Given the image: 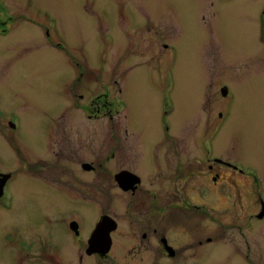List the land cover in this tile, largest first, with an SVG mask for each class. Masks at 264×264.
Returning <instances> with one entry per match:
<instances>
[{
    "label": "flooded vegetation",
    "instance_id": "flooded-vegetation-1",
    "mask_svg": "<svg viewBox=\"0 0 264 264\" xmlns=\"http://www.w3.org/2000/svg\"><path fill=\"white\" fill-rule=\"evenodd\" d=\"M75 1L100 24L104 14L116 17L126 49L137 56L176 55L179 19L160 20L143 2L132 7L131 0ZM241 1L199 0V24L217 26L221 6L240 7ZM251 1L253 6L256 0ZM59 2L50 10L37 0H0V63L14 61L8 74H16L13 63L21 56L14 52L21 47L53 48L55 59L70 63L64 70L68 101L59 118L42 126L43 141L24 142L15 123L19 114L0 111V264H219L218 248L221 256L232 251L239 262L245 256L250 264H264L259 177L213 151L211 130L226 121L223 101L198 144L194 135L186 140L183 132L171 134L179 132L170 118L173 95L170 105V94L156 92L157 131L161 125L166 132L144 138L130 117L123 83L117 91L112 84L100 87L101 76L94 72L83 81L80 62L69 53V46L80 49L82 43L69 40L66 0ZM89 77L97 86L89 85ZM68 105L86 111L88 123L67 118ZM124 109L123 126L113 112ZM206 111L211 117V108ZM233 237L236 245L229 247Z\"/></svg>",
    "mask_w": 264,
    "mask_h": 264
},
{
    "label": "rangeland",
    "instance_id": "rangeland-1",
    "mask_svg": "<svg viewBox=\"0 0 264 264\" xmlns=\"http://www.w3.org/2000/svg\"><path fill=\"white\" fill-rule=\"evenodd\" d=\"M37 1L47 4L50 10H55L60 4L59 0ZM105 2L97 0L96 4ZM141 2L159 12L157 17L160 20L179 19L177 22L181 26L175 31L177 51L173 58L166 55L151 57L149 54L137 56L132 49H126L116 17L108 18L104 14L100 24L98 19H90L80 5L76 6L75 0H66L69 40L76 39L82 43L80 49L69 46V53L80 62L83 81L87 82L89 73L94 72L101 76L100 87L103 83L112 84L117 91L118 83H123L130 117L140 125L137 128L144 138L166 132L161 125L157 131L159 106L156 92L159 96L160 92L170 94V105L173 95L175 112L170 118L180 129L179 132L172 130L171 134L183 132L186 140L192 135L197 139L199 135L204 136L208 120L211 125L215 123L223 101L226 121L222 129L216 127L217 130H211L215 144L213 151L222 152V155L238 162L245 171L255 173L264 196L263 0H256L253 6L251 0H242L240 7L222 5L219 24L211 29L199 24L201 15L196 12L200 7L199 0H131L130 4L133 7ZM25 48L14 52L17 54L15 58L21 56L18 62L13 63L16 74H8L13 72L10 69L14 62L11 57L0 63V111L18 113L20 119L15 121L19 126L17 134L28 144L33 138L40 143L44 140L42 126L51 119L59 118L68 101L65 92L69 77L64 70H70V63L55 59L57 54L53 48L31 47L29 51ZM2 53L0 51V59ZM104 73L114 77H103ZM114 78L117 79L115 83ZM89 85L97 86V83L89 77ZM223 86L229 90L226 99L220 93ZM209 108L211 117L206 111ZM118 111L113 112L114 117L124 126L126 111ZM66 117L77 118L83 124L89 120L86 111L72 107H69ZM106 118L100 119L99 123L104 124ZM130 136L134 139L133 133ZM204 138H199L197 143L202 144ZM99 140L101 143L102 139ZM198 150L202 149L196 147L195 152ZM260 231V240L264 242V229ZM182 239L185 242L189 238ZM227 243L229 247L236 245L235 237ZM218 249L216 257L222 261L219 264H250L245 256L246 261L239 262L235 252L221 256ZM243 252L248 255L251 251L243 248ZM195 264L205 263L196 260Z\"/></svg>",
    "mask_w": 264,
    "mask_h": 264
},
{
    "label": "water",
    "instance_id": "water-1",
    "mask_svg": "<svg viewBox=\"0 0 264 264\" xmlns=\"http://www.w3.org/2000/svg\"><path fill=\"white\" fill-rule=\"evenodd\" d=\"M222 92H223L224 95H227V93H228L227 88L224 87V88L222 89Z\"/></svg>",
    "mask_w": 264,
    "mask_h": 264
}]
</instances>
